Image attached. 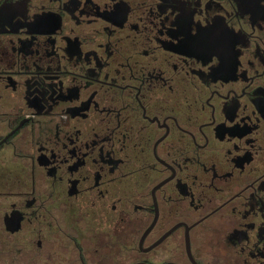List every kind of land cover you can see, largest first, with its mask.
<instances>
[{
  "label": "flooded vegetation",
  "instance_id": "flooded-vegetation-1",
  "mask_svg": "<svg viewBox=\"0 0 264 264\" xmlns=\"http://www.w3.org/2000/svg\"><path fill=\"white\" fill-rule=\"evenodd\" d=\"M0 264H264V0H0Z\"/></svg>",
  "mask_w": 264,
  "mask_h": 264
}]
</instances>
